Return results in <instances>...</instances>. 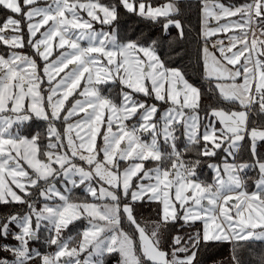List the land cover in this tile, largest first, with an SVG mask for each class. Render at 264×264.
<instances>
[{
    "label": "snow or ice",
    "instance_id": "1",
    "mask_svg": "<svg viewBox=\"0 0 264 264\" xmlns=\"http://www.w3.org/2000/svg\"><path fill=\"white\" fill-rule=\"evenodd\" d=\"M121 10L161 35H122ZM181 15L0 0V206L19 208L0 215V264H198L224 244L227 264H264V0H200L206 89L160 54Z\"/></svg>",
    "mask_w": 264,
    "mask_h": 264
},
{
    "label": "trees",
    "instance_id": "2",
    "mask_svg": "<svg viewBox=\"0 0 264 264\" xmlns=\"http://www.w3.org/2000/svg\"><path fill=\"white\" fill-rule=\"evenodd\" d=\"M102 3H109L111 0H101ZM157 0H153L156 3ZM222 2L241 4L246 0H222ZM199 17H200V0H182V15L181 19L185 25V36L183 40H178L173 49H169L167 41L177 38V30L173 27L170 29V35L165 38L164 47L160 50L162 58L166 63L173 67L183 69L187 79L193 84L206 89V84L200 79L201 68L198 65V52L197 49L201 46L202 41L199 36ZM121 34L136 35L141 32L150 33L153 36H160L161 33L155 26L139 17L127 14L121 10L120 19L118 21ZM208 98L205 97L203 103L207 104ZM200 176L210 180V173L206 167L201 168ZM154 205H145L138 207V219H155ZM18 206L4 207L0 206V215L6 214L10 211H16ZM83 222H76L69 226V229L64 233L65 236L76 232L79 228L83 227ZM177 229H173L176 232ZM183 235V233H180ZM170 242V238H169ZM35 246V245H34ZM257 245H253L256 247ZM41 251H50L39 245ZM230 255V248L227 244L213 245L208 248H201L197 257L198 264H227ZM115 264V258H113Z\"/></svg>",
    "mask_w": 264,
    "mask_h": 264
},
{
    "label": "rangeland",
    "instance_id": "3",
    "mask_svg": "<svg viewBox=\"0 0 264 264\" xmlns=\"http://www.w3.org/2000/svg\"><path fill=\"white\" fill-rule=\"evenodd\" d=\"M97 27H99V25H97ZM199 32H200V24H199ZM0 51H2V49H0ZM25 51L27 52L28 49H25ZM30 123H31V127L33 130L42 129L44 127V122H42V121H36L35 119H33V121H31ZM24 130L25 129H22V131H24ZM17 209L19 210V208H17ZM197 227H200V225L198 224ZM52 250H54V249H50V251H52Z\"/></svg>",
    "mask_w": 264,
    "mask_h": 264
}]
</instances>
